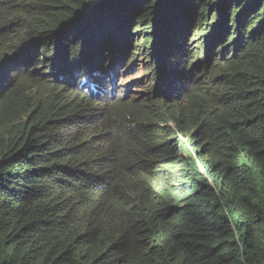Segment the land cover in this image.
<instances>
[{
  "label": "trees",
  "instance_id": "obj_1",
  "mask_svg": "<svg viewBox=\"0 0 264 264\" xmlns=\"http://www.w3.org/2000/svg\"><path fill=\"white\" fill-rule=\"evenodd\" d=\"M161 3L163 20H157ZM185 13L195 14L194 29L208 26L212 14V34L202 29L211 42L204 51L213 48L212 36L225 39L207 82L187 78L195 65L183 64L165 67L159 87L162 76L137 46L127 54L135 51L131 61L152 94L100 99L74 88L75 69H90L107 54L88 58L89 41L113 37L112 29L134 16L149 32L139 47L162 24L167 45L184 46L169 61H182L193 47L185 49L183 40L189 26L168 24ZM0 21V264H103L94 230L112 224L131 227L137 237L112 241L109 264H264V0H0ZM217 25L222 30L212 31ZM118 41L121 48L131 45L125 37ZM121 110L133 126L141 120L137 127L147 140L139 144L150 158L184 163L182 169L158 180L149 172L144 188L130 183L107 114ZM166 122L175 128L165 129ZM178 135L188 137L206 178L195 161L181 157L189 151L179 154ZM89 147L100 152L92 162L67 158ZM148 164H132L137 179ZM73 171L117 187L107 210L94 213L72 190ZM154 180L165 185L158 194L149 190Z\"/></svg>",
  "mask_w": 264,
  "mask_h": 264
},
{
  "label": "clouds",
  "instance_id": "obj_2",
  "mask_svg": "<svg viewBox=\"0 0 264 264\" xmlns=\"http://www.w3.org/2000/svg\"><path fill=\"white\" fill-rule=\"evenodd\" d=\"M162 10H163L162 3L155 5V14H156V16H160L159 18H156L157 20L162 19L161 15H160L162 13ZM180 16L181 15H177L175 18H172L168 25L169 26H178V24H176L177 23L176 19H178ZM134 17L136 18V22L138 23V24H136L134 29L130 28V26H132L133 23H131V22L128 23V21H127V22H125L126 26H123V24H121V26H117L115 29H112L114 31L113 37H110L109 39L104 38L103 41L97 40V38H94L92 41H89V43L92 44L94 48L92 49V52L88 55V58H94V56L99 57V55L102 54L103 50H106L107 54H106V57L104 58L103 62H98L96 65L92 64V68H90V69L88 67L91 64L87 65L86 70H84V71L80 68L75 69L74 77H75V80H77V81L74 83V85H75L74 88L77 90V92L86 94L87 96H90L92 98L100 97V99H105L104 97L107 96V98H109V96L112 97L113 95H118L119 94L118 91L123 90V89L117 90L116 83H115V73L117 72V68H116L115 63H117V62H119V64L121 63V60L123 59L122 58V51L123 50H117L118 47L115 44L114 38L120 39V36L123 35L122 38L124 39L125 34L122 33V30L124 28L125 30H128L130 33L131 38H129L127 40H129V42L131 41V44L136 42L135 35H138V33H140V32H138L136 34V32L141 31V30L143 31L142 28H144L145 26L142 28H139V27H141V24H139L140 20L138 19V17H136V16H134ZM209 18H208V20H209ZM193 24L195 25V23H192L189 26L190 30H191V27L194 26ZM207 25L209 27L212 26L211 24H207ZM146 26H149L152 29L151 24H148ZM221 28H222L221 25H219V26L217 25V26H215V28L212 31H214L216 29L220 30ZM190 30H189V32H190ZM154 32H156V33H155V35L151 34L153 37L150 40L153 41L154 37L158 38L159 39V49H157V48L155 49V47L153 45L152 49L143 50L144 47H142L140 50L137 48L135 50L136 51L138 50V52L142 51V53L147 54L149 56V58L151 59V61H150L151 66L156 69L157 74H160L162 76V79H160V80L156 79V83L159 84V87L163 86V76L165 74V72L163 70L165 67H167L169 69L173 68V69L177 70L183 64H187L186 66L195 65V72H192L190 70V74H186L187 78L195 80L197 82H200V81L207 82L210 79V77L212 75V72H211L212 68L209 67L207 73L205 72V70L207 69V64H206L207 61L206 60L213 59V61H214L215 58H213V57L214 56L216 57V54H215L216 52H214V48L220 44H222V47H224L225 46L224 40H221L220 37H218V36H212V38H214V39H212V42L214 44L213 48L207 49V51H203V52H201L202 51V49H201V51L198 52L196 47L194 48L193 45L189 44V41H191L193 38H197V41L195 43H197L198 41L201 40L200 46H201V44H206V43H211V42L208 41L207 39H203L206 37L202 36V31H200L199 34H194L195 36L192 34L191 35L192 38L188 39V41L186 42V45H185V49H187L188 46L189 47L193 46V47L189 48L190 53L187 54L186 56H184L182 61L176 62L177 60H175V61L173 60V62L172 61L170 62L168 59V58L171 59V57H172V55H170V52L172 50L177 51V49L181 50V48L184 46H181V47L176 46L173 49V47H169L167 45L168 40L165 39V36L162 34L163 33L162 31L158 32L157 29H155ZM194 32H197V31H194ZM142 39L145 40L146 38L141 37L140 40H142ZM108 40L110 41L109 48H108ZM222 41H223V43H222ZM151 44H153V43H150V45H148V47H150ZM118 46L120 49H123L120 47V43L118 44ZM96 47L98 48V52L95 50ZM131 49L132 48L127 47V48H124V51H129ZM221 50H222V48H220V50L218 51V54L220 53ZM183 51L178 56H181ZM192 51H194L193 57H191ZM218 56L219 55H217V57ZM180 62H182V63L180 64ZM174 64H176V65L174 66ZM133 67L134 68L136 67L134 62H132V69H133ZM119 78H121V76H119ZM122 80H123V78H122ZM109 82H112V86L110 89H107L106 86L109 84ZM145 85H147V81L143 85V87ZM151 86L152 85H150V87ZM138 87H140V85ZM145 89H146L145 91H149L150 94L153 93V92H151V91H153L152 88H147V86H146ZM133 91H135V90H133ZM127 93L129 95H130V93L136 94L135 92H130V89L127 90ZM134 97H136V96H134ZM125 100H126V103L130 104L129 100L128 101H127V99H125ZM131 111H133V110L130 109L129 112H131ZM107 114H109L111 116V117H108L109 118V124L112 127L113 134L115 137V142H116V146H117V153H118V155H119V157L123 163L124 174H128V175L138 174L137 171L133 170L132 164H141L143 162H146L147 160L149 161L150 159L153 162H155V164L162 163V162L154 160L153 158H150L148 153H147L146 147L140 146L139 141L141 139H144V140H147V139H146V136L144 135V133L142 132V130L137 127L139 123H142L139 118H138L139 121L135 124V126H133L131 124V120L127 119V114L124 113L123 110L113 112V113L107 112ZM120 117L122 118V121L120 120ZM166 123H168V122H166ZM178 139H179V142L177 141L176 148H178V151L184 152L182 150V148H184L183 144H182V140L187 142L188 137H181L180 135H178ZM189 149L187 148L186 150L190 152L191 149L190 150ZM191 152H192V150H191ZM99 155H100V152L98 150L93 149L92 147H89V148H84L82 150L73 151L67 155V158H69L70 160H73L75 162H80L83 159H86L88 162H92V158L97 157ZM144 156H146L147 159L144 160L143 162H139L138 160L140 158H143ZM149 166H150L149 168L152 170H155V168H156L155 165H149ZM160 170L164 171L163 173L168 171V170H164L162 168H160ZM158 173L159 172H156L155 174L157 175ZM85 179H87V181ZM119 181L122 182V184H125L124 177L120 178ZM68 182L71 185L72 190H75V191L81 193L85 197V199L87 200L88 204L91 206L94 213H101V212H104L105 210H107L109 204L111 203L110 196L113 193V190L115 188H117L113 183H111L107 179H105L103 177L95 176L90 172H83V171H73L70 175H68ZM100 184H103L102 185V186H104L103 189H97L96 191H94L96 189V187L101 186ZM170 184H171V182H170ZM100 188H102V187H100ZM160 189H165V185H161ZM125 192H127V195H124V196L127 197L129 195V192L126 190H125ZM147 194L149 195L148 191H147ZM155 194H158V193H156V191H155ZM120 201H121V199L116 200L114 202L119 203ZM130 204H132V202H129V205ZM110 218H111V220L115 221L116 223L121 224L120 221H116L118 219L112 218V217H110ZM117 226H118L117 224H115V225L112 224L111 228L115 231L122 229V228H119ZM126 228H127L126 230H125V228H123V232L120 234V237L119 236L118 237L113 236V235H117V234H115V232H109L110 235L113 236V238H111V240L106 239L105 241L104 240L101 241V243L103 245V251L105 249H107L105 256L103 254V251L101 253V258H103V264H109L110 260L113 257V254H114V251L116 250V248H113L114 251H110L109 249L112 247H110L109 245H111V243L114 239H116V238L122 239V234H125V233L127 235H129L128 238H130V239L133 237L134 238L137 237L136 236L137 232L135 230L131 229V227H126ZM99 229L102 231H105V230H107V227L106 226L105 227L99 226L96 233L94 232V235L96 238H97V236H98V238H100L101 234L99 235ZM103 241L105 243H103ZM116 243L114 245H117ZM105 244H108V245L105 247L104 246Z\"/></svg>",
  "mask_w": 264,
  "mask_h": 264
},
{
  "label": "rangeland",
  "instance_id": "obj_3",
  "mask_svg": "<svg viewBox=\"0 0 264 264\" xmlns=\"http://www.w3.org/2000/svg\"><path fill=\"white\" fill-rule=\"evenodd\" d=\"M212 17V14H211V16H210V18ZM209 18V20L207 21V24H210V19ZM188 19L191 21L190 22V24H189V22H187L188 21ZM177 20V23L176 24H182V23H185V25H187V26H190L192 23H195L196 22V18H195V14L193 13V14H187V13H185V14H183V15H181L178 19H176ZM154 22V21H153ZM129 23V22H128ZM132 23H133V25L132 26H130V28H135V26H136V24H138L137 22H136V18L135 17H133V19H132ZM229 23V22H228ZM0 25H1V21H0ZM204 25V24H203ZM123 26H126V24H123ZM113 29H115V28H113ZM230 29H233V27H232V25H231V28ZM220 30H222V29H220ZM157 31L158 32H161L162 31V24L161 25H158V27H157ZM154 32V30H150V34H152ZM122 33H124L125 34V38L126 39H129V38H131L130 37V33H129V31L128 30H125L124 28H123V30H122ZM142 33H144L142 30L140 31V33L138 34V35H135V38H136V42H134V43H132L133 45H129L128 46V48L129 47H133V48H135V46L137 47H139V45L141 46L142 45V42H144L145 40L144 39H142V40H140V38L141 37H146V36H148L149 35V32L148 33H144V34H142ZM200 33V31L198 30L197 32H194V26H192L191 27V30H190V32L188 33L189 35H190V37H189V39L190 38H192L191 37V35L193 34H199ZM136 34H137V32H136ZM229 36H231V34L229 35ZM123 35H121L120 36V39L119 38H114V40H115V44H116V46L118 47V49L117 50H123L122 51V60H121V63L119 64V62H117V63H115L116 64V68H117V72L115 73V83H116V87H117V90L118 89H123L126 93H127V90H128V88L126 87V86H128L129 85V88H130V90H135L134 92L136 93V94H133V93H130V95L132 96V97H134V96H137V95H140L142 92H144L146 89H145V87H143V85L146 83V80L144 79V78H142L143 76L140 74V68H138V67H133V69H132V62L133 61H131L133 58H134V53H132V54H127V53H129L130 52V50L129 51H124V48L123 49H120L119 48V46H118V44H119V41L118 40H123ZM150 40V39H149ZM225 40V39H224ZM197 41V38H193L190 42H189V44H191V45H193L194 46V48L196 47L197 48V50H198V52L199 51H201V48H200V43H201V40L200 41H198L197 43H195ZM130 44H131V41L129 42ZM152 43L154 44V47H155V49L157 48V49H159V39L158 38H156V37H154V39H153V41H152ZM229 43H232V41L231 42H229ZM156 44V45H155ZM109 46H110V41L108 40V48H109ZM106 47V46H105ZM145 47V46H144ZM228 47H231V45L229 44V46ZM220 48H222V44H220V45H218V46H216L215 48H214V52H216L215 54H216V57H217V55H218V51L220 50ZM146 49H148V47H146ZM228 53V52H227ZM127 55H128V57H127ZM194 56V51H192V53H191V57H193ZM215 56L213 57V58H216ZM142 61H143V58H142ZM213 62V59H210V60H208L207 62H206V64H207V69L205 70V72L207 73V71H208V69H209V67H210V64ZM129 67H130V69H129ZM125 69H127V70H125ZM119 76H121V78H119ZM122 78H123V80H122ZM112 83V82H111ZM140 85V87H138L139 85ZM123 90H120V91H123ZM123 91V92H124ZM130 92H132V91H130ZM127 101H128V99H127ZM167 125V126H166ZM175 125H174V123L173 122H168V123H166L165 124V129H166V127H169V128H171V129H173V128H175L174 127ZM176 138L178 139V137L176 136V137H174L173 139H174V141L176 140ZM177 142V141H176ZM182 144H183V147L185 148V149H189V147H188V144H187V142L186 141H184V140H182ZM190 150V149H189ZM181 154H182V152H181ZM184 155V154H183ZM182 158L183 157H188L191 161H195V165H196V169H197V171H199L201 174H199L201 177H205L207 174L204 172V171H202V169H200V168H202L201 167V165H198V160H197V157L194 155V154H192V152H191V150H190V154L189 155H186V156H181ZM150 161H152L151 159L149 160V162ZM180 162H182V161H180ZM152 163H153V161H152ZM184 164V163H183ZM182 163L180 164L179 163V166L177 167V163H174L173 164V166L171 167V168H173L172 170H180V169H182V165H183ZM152 165H154V164H152ZM149 169V168H148ZM171 170V171H172ZM171 171H166L165 173H163L164 171H158V172H162L161 174L160 173H158L157 174V176H163L164 174H165V176H169L170 175V172ZM174 174H176V173H174ZM176 175H178V174H176ZM206 178V177H205ZM170 184V183H169ZM159 188H161L160 186H159V184L157 183L156 184ZM141 186L144 188L145 186H144V183H141ZM151 190H153V188L151 189ZM152 193L153 194H155V192H154V190L152 191ZM179 196H181V194L179 195ZM155 198H157L156 196H155ZM175 200H176V203H175V206H177V203L178 202H180L181 201V198H175ZM98 230V227H95V230H94V232L96 233V231ZM107 230L109 231V232H112V228H111V226H109V227H107ZM101 234V235H100ZM107 233H105L104 231H102V230H100L99 229V235H100V238H102V240H106L107 239V237H108V235H106ZM113 235V234H112ZM113 236H116V237H120V234H117V235H113ZM129 237V235H127L126 233L125 234H122V238L123 239H127ZM103 241V243H105ZM108 244H105L104 246L106 247ZM105 249V248H104ZM106 252H107V249H105L104 251H103V254H104V256L106 255ZM102 260H103V258H101Z\"/></svg>",
  "mask_w": 264,
  "mask_h": 264
},
{
  "label": "bare ground",
  "instance_id": "obj_4",
  "mask_svg": "<svg viewBox=\"0 0 264 264\" xmlns=\"http://www.w3.org/2000/svg\"><path fill=\"white\" fill-rule=\"evenodd\" d=\"M206 28H209V33H211L210 31H211V29H210V27L209 26H206V24H202L198 29H194L195 31H202V29H206ZM212 34V33H211ZM189 37H190V35L189 34H187V36H183V40H184V42H187V40L189 39ZM190 42V41H189ZM150 43H152V41L151 40H149V45H150ZM131 45H133V44H131ZM154 44H151V46L150 47H152ZM129 45H127L126 46V48L128 47ZM146 47H148V46H145L144 48L146 49ZM135 48H136V46H135ZM135 48H133L132 47V49H135ZM137 48H139V49H141L142 47H137ZM200 48L202 49V51L201 52H203L205 49H206V44H201V46H200ZM111 86H112V83L111 82H109V84L107 85V89H110L111 88ZM124 95V92L123 91H120L119 92V96L118 97H121V96H123ZM112 98H116V95H113L110 99H112ZM109 99V98H108ZM179 154H181V151H179ZM193 162V161H192ZM152 164H154L155 165V170H152V169H146L142 174H141V176H140V179H137L136 177H135V175H129L130 177H131V179H130V183H132V184H134V185H137L139 182L140 183H144L145 182V180H146V178H147V176H148V174H149V172H152V174H153V176L156 178V180H158L160 177L159 176H157L155 173L156 172H158V171H162V170H160V168H162V169H164V170H168V171H171L173 168H171L172 166H173V164L174 163H170V162H162V163H160V164H155V162H153L152 163V161H151V163L149 162V164L148 165H152ZM160 174L162 173V172H159ZM137 175V174H136ZM163 176H165V174L163 175ZM153 179V178H152ZM158 182L157 181H152L150 184H149V190H151L152 188H153V190H154V192L156 191V189L158 188V189H160L156 184H157ZM159 184V183H158ZM130 189H132V187H130V186H128ZM161 187V186H160ZM179 188H182L181 186H178ZM153 190H151V191H153ZM180 190V189H179ZM157 199L158 198H153V200H156L157 201ZM123 232V229H120V230H117V231H115V234H121ZM107 235V234H106ZM108 235H110V233L108 234ZM134 238V237H133ZM119 239V240H118ZM121 239L120 238H116V239H114L113 241L114 242H119Z\"/></svg>",
  "mask_w": 264,
  "mask_h": 264
}]
</instances>
